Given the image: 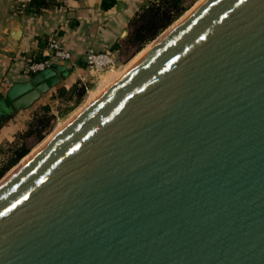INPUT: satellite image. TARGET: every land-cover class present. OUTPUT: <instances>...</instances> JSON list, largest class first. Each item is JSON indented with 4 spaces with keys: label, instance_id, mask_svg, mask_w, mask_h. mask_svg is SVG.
I'll list each match as a JSON object with an SVG mask.
<instances>
[{
    "label": "water",
    "instance_id": "obj_1",
    "mask_svg": "<svg viewBox=\"0 0 264 264\" xmlns=\"http://www.w3.org/2000/svg\"><path fill=\"white\" fill-rule=\"evenodd\" d=\"M0 264H264V0H206L12 174Z\"/></svg>",
    "mask_w": 264,
    "mask_h": 264
},
{
    "label": "crops",
    "instance_id": "obj_2",
    "mask_svg": "<svg viewBox=\"0 0 264 264\" xmlns=\"http://www.w3.org/2000/svg\"><path fill=\"white\" fill-rule=\"evenodd\" d=\"M155 2L158 0H42L23 9L18 0H0V104L11 85L28 79L22 73L24 64L45 58L51 41L61 42L77 60L75 67L59 74L60 88H74L85 76L86 67H80L85 66V52L114 50L132 31V21ZM19 22L24 36L17 53L10 55L4 49ZM31 111L15 112L0 126V147L12 144L26 130Z\"/></svg>",
    "mask_w": 264,
    "mask_h": 264
},
{
    "label": "rangeland",
    "instance_id": "obj_3",
    "mask_svg": "<svg viewBox=\"0 0 264 264\" xmlns=\"http://www.w3.org/2000/svg\"><path fill=\"white\" fill-rule=\"evenodd\" d=\"M202 2H204V0H182V3H183L182 7L185 9L184 12L180 16H178V18H176L174 20V22L167 29L163 30L156 39L146 43L144 45V47L140 50H137L136 47H131L130 45L127 44V42L123 41L120 48L115 49V50L120 51L121 60L124 63V67L121 70L116 71L115 73H103L98 78L89 81L87 83V86L85 87L86 92H85L84 96L82 97V99H79L78 97H76L75 95L73 96L72 94H66L65 96L56 97V98H52V99H49L48 97H44L45 99H43L42 101H40V103H37L34 107H32L33 111H31L32 112L31 114L29 113V121L27 123L28 126L30 124L35 123L38 116H41V115L43 116L45 114H47V116L50 117L49 126L45 130H43V139L41 141H38V137L36 135H34L30 138H27L24 141L23 144L26 147L30 148V152L28 153V155H26V157H24L22 160L17 162L14 166H12L3 175V177L0 179V184L4 180H6L8 177H10L12 174H14L24 163H26V160L35 151H37V149L38 150H39V148L41 149V147H43L42 145L45 144V142L49 141L50 138L54 137L53 135H56L58 130H61L62 127L64 128V126H66L68 123H70L80 112H82L88 105H90L94 101V99H96L98 97V95H100L113 82H115L119 78V76H121L123 73H125V71L130 66L132 67V65H134L141 57H143V55L146 52H149L152 49V47H154L153 46L154 43L157 40H159L158 38H161V36L165 35L166 32H169L174 26L177 25V23L180 20H183L184 16L186 17V15L188 13H190L193 10H196L195 8H197L199 5H201ZM138 25H140V22L138 24H136V26L135 25L132 26V29L136 28ZM150 46H152V47H150ZM148 48H150V49H148ZM138 54H139V56H138ZM46 106L49 108L48 113H46L44 111ZM34 108H36V109H34ZM14 143L15 142H13L12 144L6 143V144L2 145L4 148V151H2L3 149L1 146L2 150L0 149V158L2 156H7L6 153H7L8 149L10 147H12ZM7 157H6V159H7ZM5 161L0 162V168H2Z\"/></svg>",
    "mask_w": 264,
    "mask_h": 264
},
{
    "label": "trees",
    "instance_id": "obj_4",
    "mask_svg": "<svg viewBox=\"0 0 264 264\" xmlns=\"http://www.w3.org/2000/svg\"><path fill=\"white\" fill-rule=\"evenodd\" d=\"M38 1H42V0H38ZM35 3L36 1L33 2L31 6L34 5ZM182 4H183L182 0H158V2L153 3L148 8H146L142 14L137 16L132 21L131 23L132 26L134 25L136 26V24H138L139 22L140 25L132 29V31L129 32L128 36H126V38L123 41L127 42V44L130 45L131 47H136L137 50L142 49L146 43L156 39L163 30L167 29L174 22V20L184 12L185 9L182 7ZM121 45L122 43L117 45L115 49H119ZM47 58L48 56L46 55L45 58L43 59H35V60L29 59V61L32 62L43 61ZM84 62H85V66L83 64L80 66L82 70L86 67L85 56H84ZM56 88H58V90L53 91ZM56 88L51 90L45 96H48L49 99H52L56 97L65 96L66 94H72L73 96L75 95L79 99H82V97L86 92L85 87H79L78 85H76L74 88L70 90L63 87L60 88L59 85ZM2 109L3 110L0 111H5L8 113L11 112L6 118V120L10 116H12L15 112H19L16 110H13L12 112L8 107L6 108L2 107ZM44 111L48 113L49 108L46 106ZM49 123H50V117H48L47 114L43 116L42 115L38 116L35 123L30 124L25 131L17 135L14 141L15 143L7 151L8 157L5 163L3 164L2 168H0V179L12 166H14L24 157H26V155H28V153L30 152V148L26 147L23 144L24 141L27 138H30L34 135L38 137V141H41L43 139V130H45L49 126ZM1 125L2 124H0V126Z\"/></svg>",
    "mask_w": 264,
    "mask_h": 264
},
{
    "label": "built area",
    "instance_id": "obj_5",
    "mask_svg": "<svg viewBox=\"0 0 264 264\" xmlns=\"http://www.w3.org/2000/svg\"><path fill=\"white\" fill-rule=\"evenodd\" d=\"M38 0H18L21 8L26 9ZM48 58L43 61H28L24 64L22 73L29 78L48 68L53 64L59 66H76L77 60L73 52L63 46L58 41H51L47 46ZM86 69L85 76L78 83L79 87H86L87 83L101 76L103 73H115L124 67L119 50L97 51L89 49L85 52ZM1 149V147H0ZM3 149V150H2ZM2 151L4 148L2 146ZM8 156V153H6ZM7 156H2L1 161H5Z\"/></svg>",
    "mask_w": 264,
    "mask_h": 264
},
{
    "label": "bare ground",
    "instance_id": "obj_6",
    "mask_svg": "<svg viewBox=\"0 0 264 264\" xmlns=\"http://www.w3.org/2000/svg\"><path fill=\"white\" fill-rule=\"evenodd\" d=\"M205 1H206V0H204V2H205ZM204 2H202V4H203ZM202 4H201V5H202ZM201 5H199V6L197 5V6H198L197 8H199ZM197 8H195V9H197ZM194 11H195V10L191 11L190 13H188V14L186 15V17L184 16V19H183V20H180V21L177 23V25L174 26L171 30H173L174 28H176L180 23H182V22H183L188 16H190ZM169 30H170V29H169ZM169 30H168V31H169ZM171 30H170V31H171ZM170 31H169V32H170ZM169 32H166L165 35L161 36V38H158L159 40H157V41L154 43L153 46H155L156 44H158V43H159V42H160V41H161V40H162V39H163V38H164ZM150 47H152V46H150ZM152 48H153V47H152ZM148 49H150V48H148ZM145 51H146V50H145ZM142 53H143V52H142ZM146 53H148V52H146ZM146 53H145V54H146ZM145 54H144V55H145ZM144 55H143V56H144ZM138 56H139V54H138ZM141 56H142V55H141ZM136 58H137V57H136ZM136 58H135V59H136ZM141 58H142V57H141ZM138 59H139V58H138ZM132 63H133V62H132ZM132 66H133V65H132ZM130 67H131V66H130ZM130 67H129V68H130ZM127 68H128V67H127ZM129 68H128V69H129ZM128 69H127V70H128ZM127 70H126V71H127ZM126 71H125V72H126ZM119 77H120V76H119ZM116 79H117V78H116ZM113 80H114V79H113ZM113 80H112V81H113ZM108 84H109V83H108ZM107 87H108V86H107ZM101 92H102V91H101ZM98 96H99V95H98ZM95 98H96V97H95ZM94 100H95V99H94ZM64 127H65V126H64ZM60 128H61V127H60ZM62 128H63V127H62ZM58 129H59V128H58ZM58 129H57V130H58ZM59 131H60V130H58V132H59ZM58 132H57V133H58ZM53 136H55V135H53ZM52 138H53V137H52ZM52 138H50L49 140H51ZM47 142H48V141H47ZM47 142H45V144H46ZM45 144H43L42 146H44ZM41 148H42V147H41ZM35 150H36V149H35ZM39 150H40V148H39ZM39 150L37 149V151H35V152H34V153H33V154H32V155L26 160V162H27V161H28L33 155H35ZM8 178H9V177H8ZM8 178H7V179H8ZM7 179H6V180H7ZM6 180H4V181L0 184V186H1Z\"/></svg>",
    "mask_w": 264,
    "mask_h": 264
}]
</instances>
